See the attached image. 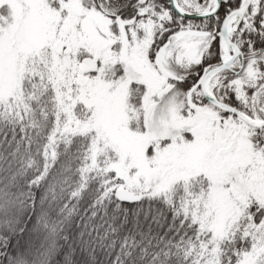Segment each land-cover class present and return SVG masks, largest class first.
<instances>
[{
	"label": "snow or ice",
	"instance_id": "snow-or-ice-1",
	"mask_svg": "<svg viewBox=\"0 0 264 264\" xmlns=\"http://www.w3.org/2000/svg\"><path fill=\"white\" fill-rule=\"evenodd\" d=\"M31 17L47 27L25 56ZM73 32L108 42L117 75L138 76L141 131L159 110L167 134L136 148L65 109L45 156L81 137L79 186L50 202L46 165L27 202L0 192L24 209L0 264H264V0H0V65L51 66Z\"/></svg>",
	"mask_w": 264,
	"mask_h": 264
},
{
	"label": "trees",
	"instance_id": "trees-1",
	"mask_svg": "<svg viewBox=\"0 0 264 264\" xmlns=\"http://www.w3.org/2000/svg\"><path fill=\"white\" fill-rule=\"evenodd\" d=\"M50 56L43 64L39 59L28 61L20 92L0 101V192L13 193L25 202L28 182L41 175L46 165L49 201L55 203V197L69 202L70 193L79 186L81 160L76 157L83 154L82 138L77 137L73 143L58 138L55 159L51 150L45 156V145L53 130L63 125L65 109L81 117L91 110V125L95 122L94 111L86 106L90 92L79 80L78 56L65 52L61 59H51L49 66ZM23 216L22 207H0V230L15 227Z\"/></svg>",
	"mask_w": 264,
	"mask_h": 264
},
{
	"label": "rangeland",
	"instance_id": "rangeland-1",
	"mask_svg": "<svg viewBox=\"0 0 264 264\" xmlns=\"http://www.w3.org/2000/svg\"><path fill=\"white\" fill-rule=\"evenodd\" d=\"M46 27L47 22L40 17L28 20L26 30L19 37L20 51L25 56L36 46L34 42ZM70 41L69 47L75 57L85 59L88 58L85 53L91 52L94 54L92 59L103 61L92 76L83 72V62L80 61L79 65V80L81 82L83 79L81 83L86 84L90 92L86 106L94 111L93 127L101 136L142 148L147 147L154 138L160 139L167 134L166 126L160 123L159 110L151 112L148 131H141L144 107L139 99V86L131 83L138 76L131 71H126L122 77L117 75L119 70L115 68V63L120 57L109 51L107 41L91 32L86 35L73 32ZM28 61L31 60H26L24 56H13L0 65V101H7L20 92Z\"/></svg>",
	"mask_w": 264,
	"mask_h": 264
},
{
	"label": "water",
	"instance_id": "water-1",
	"mask_svg": "<svg viewBox=\"0 0 264 264\" xmlns=\"http://www.w3.org/2000/svg\"><path fill=\"white\" fill-rule=\"evenodd\" d=\"M96 68H97V63L95 60H92L91 58L84 59V67H83L84 72L95 71ZM147 118H148V112L145 117V122L147 121Z\"/></svg>",
	"mask_w": 264,
	"mask_h": 264
},
{
	"label": "flooded vegetation",
	"instance_id": "flooded-vegetation-1",
	"mask_svg": "<svg viewBox=\"0 0 264 264\" xmlns=\"http://www.w3.org/2000/svg\"><path fill=\"white\" fill-rule=\"evenodd\" d=\"M151 112H152L151 110L148 111V118H147V121L145 122V120H144V122L147 123V124H148V120H149V117H150ZM146 115H147V113H146ZM146 115H145V117H146Z\"/></svg>",
	"mask_w": 264,
	"mask_h": 264
}]
</instances>
